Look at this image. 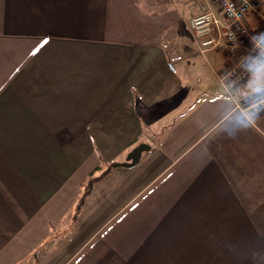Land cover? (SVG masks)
<instances>
[{
	"label": "crops",
	"instance_id": "1",
	"mask_svg": "<svg viewBox=\"0 0 264 264\" xmlns=\"http://www.w3.org/2000/svg\"><path fill=\"white\" fill-rule=\"evenodd\" d=\"M207 1L0 0V264H264V115L224 130ZM90 175L120 178L97 210Z\"/></svg>",
	"mask_w": 264,
	"mask_h": 264
},
{
	"label": "built area",
	"instance_id": "2",
	"mask_svg": "<svg viewBox=\"0 0 264 264\" xmlns=\"http://www.w3.org/2000/svg\"><path fill=\"white\" fill-rule=\"evenodd\" d=\"M212 1L218 12L208 1L204 5L195 4L198 13L189 17L191 34L202 53L222 52L229 58L219 73V83L234 103V109L238 110L247 106L246 101L237 96L248 79L247 73L241 67L242 58L251 51V37L264 32V0ZM247 16L256 20V28L247 24ZM168 67L175 70L172 61L168 62ZM261 115H264V111Z\"/></svg>",
	"mask_w": 264,
	"mask_h": 264
},
{
	"label": "clouds",
	"instance_id": "3",
	"mask_svg": "<svg viewBox=\"0 0 264 264\" xmlns=\"http://www.w3.org/2000/svg\"><path fill=\"white\" fill-rule=\"evenodd\" d=\"M251 45L250 53L242 58L241 64L248 79L239 99L246 101L247 106L228 115L224 130L230 135L251 128L264 111V32L252 36Z\"/></svg>",
	"mask_w": 264,
	"mask_h": 264
},
{
	"label": "rangeland",
	"instance_id": "4",
	"mask_svg": "<svg viewBox=\"0 0 264 264\" xmlns=\"http://www.w3.org/2000/svg\"><path fill=\"white\" fill-rule=\"evenodd\" d=\"M185 22H188L189 20H188V15L187 16H185ZM213 53H215L214 51H207V53L205 54V55H200L199 54V56H198V59H199V63H200V71H201V73L200 74H203V79H206V78H208V77H210V80H212L213 78H214V74H213V72H212V70H211V64L209 63V61L206 59V58H208V57H210ZM204 56V57H203ZM205 56H206V58H205ZM175 66V65H174ZM191 74H193V75H191L192 76V78H194V79H197V76H198V74L199 73H197V72H191ZM214 83H215V81H214ZM213 83V84H214ZM14 130H19V129H14ZM20 131H21V129H20ZM145 153H147V152H145ZM143 159V158H142ZM142 159H141V161H142ZM140 161V162H141ZM139 162V163H140ZM119 163V161H116V162H114L113 164H118ZM138 163V164H139ZM109 164V166H111L110 165V163H108ZM137 164V165H138ZM136 165V166H137ZM108 166V167H109ZM135 166V167H136ZM123 167V166H122ZM102 169V168H101ZM105 173H103V175H104ZM102 176H100V178H101ZM90 179H89V182L87 183V184H84L83 185V187L82 188H80V191H79V199H80V203L78 204V206H81V205H83L84 203H85V201H86V204H87V207L89 206V208H94L95 210H97L98 209V201H100V199H105V200H107L108 198H109V193L111 194V193H114V189L112 188V187H110V186H112V185H117L118 184V180L120 179L119 177L117 178V177H115V176H113V175H111L110 177H109V180H107V178L106 179H104V180H102V178L99 180V181H97L98 179H99V177L98 176H95V175H90V177H89ZM100 182V183H99ZM96 183H98L97 184V186L96 187H94V185L96 184ZM93 190V191H92ZM88 192H90L91 193V196H92V198L91 199H89V193ZM96 201V202H95ZM79 202V201H78ZM87 207H85L84 209H86ZM96 207V208H95ZM94 209H93V211H94ZM84 211V210H83ZM90 212L89 211V214H88V217L93 213H95V212ZM81 213H83V212H81ZM80 213V214H81ZM92 214V215H93ZM91 215V216H92ZM82 219V214L81 215H78V220H81ZM82 222V221H81ZM84 222H82V224H83Z\"/></svg>",
	"mask_w": 264,
	"mask_h": 264
},
{
	"label": "water",
	"instance_id": "5",
	"mask_svg": "<svg viewBox=\"0 0 264 264\" xmlns=\"http://www.w3.org/2000/svg\"><path fill=\"white\" fill-rule=\"evenodd\" d=\"M150 149L151 147L149 144L145 142L139 143L128 153L124 162L115 164V166L133 167L139 163L143 153L149 151Z\"/></svg>",
	"mask_w": 264,
	"mask_h": 264
}]
</instances>
